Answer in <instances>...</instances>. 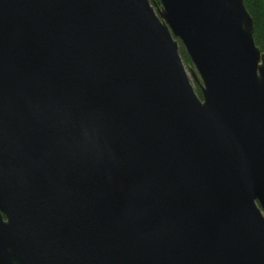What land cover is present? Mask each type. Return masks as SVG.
I'll use <instances>...</instances> for the list:
<instances>
[{
    "label": "water",
    "instance_id": "water-1",
    "mask_svg": "<svg viewBox=\"0 0 264 264\" xmlns=\"http://www.w3.org/2000/svg\"><path fill=\"white\" fill-rule=\"evenodd\" d=\"M159 3L0 0V264H264L253 20Z\"/></svg>",
    "mask_w": 264,
    "mask_h": 264
},
{
    "label": "trees",
    "instance_id": "trees-1",
    "mask_svg": "<svg viewBox=\"0 0 264 264\" xmlns=\"http://www.w3.org/2000/svg\"><path fill=\"white\" fill-rule=\"evenodd\" d=\"M149 1L155 10L160 8L159 0ZM243 2L253 20V37L255 45L258 47L261 53H264V0H243ZM179 54L181 56L185 68L189 70V72L193 70L189 57L185 53L181 44H179ZM194 85L195 91L199 95L198 86L196 83H194Z\"/></svg>",
    "mask_w": 264,
    "mask_h": 264
},
{
    "label": "rangeland",
    "instance_id": "rangeland-1",
    "mask_svg": "<svg viewBox=\"0 0 264 264\" xmlns=\"http://www.w3.org/2000/svg\"><path fill=\"white\" fill-rule=\"evenodd\" d=\"M187 70V69H186ZM187 72H188V74H189V77H190V73H189V70H187ZM191 78V77H190ZM192 81V80H191ZM192 84H193V86L195 87V85H194V82L192 81Z\"/></svg>",
    "mask_w": 264,
    "mask_h": 264
}]
</instances>
